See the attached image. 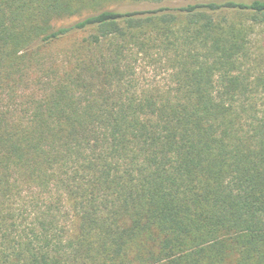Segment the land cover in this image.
Segmentation results:
<instances>
[{
  "label": "trees",
  "instance_id": "obj_1",
  "mask_svg": "<svg viewBox=\"0 0 264 264\" xmlns=\"http://www.w3.org/2000/svg\"><path fill=\"white\" fill-rule=\"evenodd\" d=\"M0 264H264V0H0Z\"/></svg>",
  "mask_w": 264,
  "mask_h": 264
},
{
  "label": "rangeland",
  "instance_id": "obj_2",
  "mask_svg": "<svg viewBox=\"0 0 264 264\" xmlns=\"http://www.w3.org/2000/svg\"><path fill=\"white\" fill-rule=\"evenodd\" d=\"M77 19H67V20H64V21H62V23H65V24H69V23H73V22H75ZM73 40V38L72 39H69V40H65V41H63V42H61V43H59L58 44V47L59 48H62V47H64L65 45H68L71 41ZM152 70H150V69H148V70H146V72L144 73V76H145V78H146V80H150V81H152V79H151V77L152 78H156L155 79V81H160V83H161V85H163L165 82H166V79L164 78V77H154V75H155V73L154 72H151ZM165 79V80H164ZM154 85H157V84H154Z\"/></svg>",
  "mask_w": 264,
  "mask_h": 264
}]
</instances>
